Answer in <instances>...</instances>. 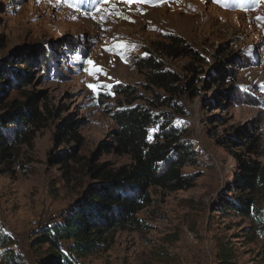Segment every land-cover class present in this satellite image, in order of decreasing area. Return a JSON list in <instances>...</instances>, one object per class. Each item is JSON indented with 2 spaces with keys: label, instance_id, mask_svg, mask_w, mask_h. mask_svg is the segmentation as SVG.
<instances>
[{
  "label": "rangeland",
  "instance_id": "374dc122",
  "mask_svg": "<svg viewBox=\"0 0 264 264\" xmlns=\"http://www.w3.org/2000/svg\"><path fill=\"white\" fill-rule=\"evenodd\" d=\"M169 35L183 38L199 60L168 54L163 44ZM31 49L46 64L25 90L44 91L49 107L77 122L80 155L94 154L112 167L129 164L128 154L99 147L112 142V115L135 107L152 118L149 141L168 123L193 151V161L181 169L192 186L172 192L151 187L152 202L138 213L147 228L113 231L76 264H264V184L240 192L233 155L257 160L264 171V0H0V60ZM224 61L232 76L204 86ZM147 62L175 73L197 95L159 88ZM58 122L39 130L32 147L21 146V165L0 172V234L11 238L0 248V264H54L47 246L33 239L61 221L86 182L66 183L46 162L51 149L73 145L54 146ZM243 127L254 139L250 147L235 133ZM247 197L253 199L249 214L227 205Z\"/></svg>",
  "mask_w": 264,
  "mask_h": 264
},
{
  "label": "trees",
  "instance_id": "16d2710c",
  "mask_svg": "<svg viewBox=\"0 0 264 264\" xmlns=\"http://www.w3.org/2000/svg\"><path fill=\"white\" fill-rule=\"evenodd\" d=\"M163 47L171 56L199 60L198 51L180 36L169 35ZM41 64H46L44 55L40 58L33 49L0 60V172H10L14 165H21V146L32 147L36 133L59 119L55 125L54 146L63 142L67 145L72 142L73 145L62 150L51 149L47 152L46 162L59 168L66 183L82 185L83 177L86 182L77 200L63 213L61 221L45 226L33 241L47 246L48 258L54 264H76L75 258L94 252L113 231L147 228L138 213L151 204V187L172 192L192 186L191 177L183 176L181 169L193 161V151L178 141L175 133L168 129V123L161 127L154 141H149L147 128L152 118L146 111L135 107L112 115L117 125L112 131V142H104L99 147L102 152L128 154L131 157L129 164L112 167L107 161L99 162L94 154L80 155L83 138L76 131L77 122L70 116L60 117V109L49 107L44 91L25 90L33 85L36 80L34 71ZM147 67L151 82L169 94L179 97L189 92L191 96L197 95L196 87L191 89L190 83H180L175 73L161 70V66L154 63L147 62ZM204 72L202 70L199 74ZM230 72L225 61L219 62L202 80L204 86L219 84L232 76ZM14 91L19 95L10 97ZM218 97L215 96L214 103L219 101ZM170 98L162 99L160 105H166ZM235 133L239 139L245 138L246 144H253L254 139L245 127ZM237 142L231 140L233 145H238ZM233 155L239 169L234 180L240 192L248 194L257 183L264 184V171L257 160L245 161L237 153ZM252 204L251 197L243 198L235 205L227 203L245 214H249ZM10 242L9 236L0 234V248ZM62 242H68L65 248ZM222 257L229 258L226 251Z\"/></svg>",
  "mask_w": 264,
  "mask_h": 264
},
{
  "label": "snow or ice",
  "instance_id": "6c2138e0",
  "mask_svg": "<svg viewBox=\"0 0 264 264\" xmlns=\"http://www.w3.org/2000/svg\"><path fill=\"white\" fill-rule=\"evenodd\" d=\"M38 2H39V0H38ZM126 2L131 3L132 0H126ZM142 2L155 4V3H158L159 0H142ZM214 2L219 3L220 0H214ZM122 18H123V17H122ZM257 19L259 20V19H261V18H260V17H257ZM131 47L135 48L136 46H135V45H132ZM109 50H110V49H109ZM123 58H124V57H122V59H123ZM95 71H97V72H102L103 69H102V68H96ZM90 74H92V73H90ZM88 87L92 88L93 91H96V87H97V86H96V85H88Z\"/></svg>",
  "mask_w": 264,
  "mask_h": 264
}]
</instances>
